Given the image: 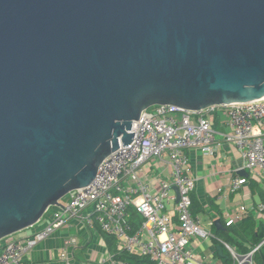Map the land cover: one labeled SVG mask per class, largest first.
<instances>
[{
  "label": "water",
  "instance_id": "1",
  "mask_svg": "<svg viewBox=\"0 0 264 264\" xmlns=\"http://www.w3.org/2000/svg\"><path fill=\"white\" fill-rule=\"evenodd\" d=\"M263 98L264 0H0V243L91 185L144 111Z\"/></svg>",
  "mask_w": 264,
  "mask_h": 264
},
{
  "label": "built area",
  "instance_id": "2",
  "mask_svg": "<svg viewBox=\"0 0 264 264\" xmlns=\"http://www.w3.org/2000/svg\"><path fill=\"white\" fill-rule=\"evenodd\" d=\"M216 113L225 115L230 129L229 134L219 139L212 121ZM263 120L264 98L201 111L173 105L144 111L133 123L132 143L127 146L120 143L121 147L101 163L91 185L69 193L59 206L49 208L35 225L40 226L39 231L32 236L20 241H3L0 264H20L41 243L77 221L87 228L98 225L117 242L120 253L148 258L155 264H212L197 258L193 248L196 239L216 240L226 248L231 264H254V256L264 241L251 251L240 253L193 216L196 178L188 152L212 156L223 144L233 145L242 161L238 173L264 171V137L255 132V124ZM153 161H165L169 170L166 179L157 185L143 177L145 166ZM246 182L236 178L219 193L235 194ZM130 211L141 220L138 229L131 224ZM247 213L242 207L237 214L227 215L226 227L237 224ZM76 244L75 238L66 239L60 258L68 261Z\"/></svg>",
  "mask_w": 264,
  "mask_h": 264
},
{
  "label": "crops",
  "instance_id": "3",
  "mask_svg": "<svg viewBox=\"0 0 264 264\" xmlns=\"http://www.w3.org/2000/svg\"><path fill=\"white\" fill-rule=\"evenodd\" d=\"M212 121L218 139L230 133L223 113H216L212 116ZM255 132L264 137V120L255 124ZM188 156L192 162L196 178V190L193 196L204 210L202 214L193 216L199 218L205 228H210L215 235L212 227L215 226L216 220L221 222V230L229 228L226 227V216L237 214L242 207L248 210L246 216H254L257 223L264 221V211H261L264 203L260 195L264 194V171L246 170L238 173V170L242 168V161L240 160V152L235 146L223 144L212 156H204L198 151H190ZM168 175L169 170L165 161H153L145 166L143 177L148 183L157 185L160 180L166 179ZM236 178L247 181L237 193L230 195L219 193L220 189H226ZM211 204L218 208L220 215L213 210ZM130 214L132 226L138 229L141 222L140 218L133 211H130ZM50 219L49 216L48 220ZM39 227L38 225V227L24 230L8 238V241L24 240L38 232ZM216 237L223 240L221 237ZM70 238H75L77 244L70 251L68 261H64L60 255L64 241ZM215 242L217 241L214 239L194 240L193 248L197 258L205 259L212 264H224L221 261L222 256L215 257ZM4 243H0V248ZM230 246L240 251L236 246ZM121 254L123 253L119 252L117 242L104 234L98 225H95L94 228H87L77 221L60 229L56 235L41 243L20 264H128Z\"/></svg>",
  "mask_w": 264,
  "mask_h": 264
},
{
  "label": "trees",
  "instance_id": "4",
  "mask_svg": "<svg viewBox=\"0 0 264 264\" xmlns=\"http://www.w3.org/2000/svg\"><path fill=\"white\" fill-rule=\"evenodd\" d=\"M260 195L264 203V194ZM212 205L213 204H211L213 210L215 212L217 211L220 215L218 208ZM192 212L193 215H199L204 212L203 208L198 204V201L193 195ZM212 230L216 236L221 237L228 244L236 246L240 250V253H247L251 248H255L264 241V221L257 223L255 217L252 215L244 217L237 224L224 230H218L215 226L212 227ZM219 245L220 244H218L217 242L214 243V246L216 248L215 257H219V252L217 251V247ZM222 249L223 256L221 257V261L224 264H231L232 260L229 253L224 246H222ZM121 256L129 264H155L148 258L130 256L127 254H121ZM254 264H264V246L255 254Z\"/></svg>",
  "mask_w": 264,
  "mask_h": 264
},
{
  "label": "bare ground",
  "instance_id": "5",
  "mask_svg": "<svg viewBox=\"0 0 264 264\" xmlns=\"http://www.w3.org/2000/svg\"><path fill=\"white\" fill-rule=\"evenodd\" d=\"M63 200H64V199H63ZM63 200H62V201H63Z\"/></svg>",
  "mask_w": 264,
  "mask_h": 264
}]
</instances>
